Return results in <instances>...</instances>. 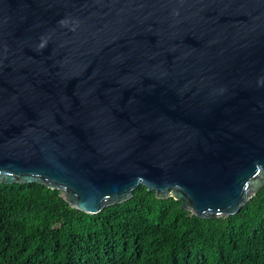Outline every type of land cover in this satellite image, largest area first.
I'll return each mask as SVG.
<instances>
[{
  "label": "water",
  "instance_id": "95a60500",
  "mask_svg": "<svg viewBox=\"0 0 264 264\" xmlns=\"http://www.w3.org/2000/svg\"><path fill=\"white\" fill-rule=\"evenodd\" d=\"M0 184L236 215L264 187V0H0Z\"/></svg>",
  "mask_w": 264,
  "mask_h": 264
},
{
  "label": "trees",
  "instance_id": "16d2710c",
  "mask_svg": "<svg viewBox=\"0 0 264 264\" xmlns=\"http://www.w3.org/2000/svg\"><path fill=\"white\" fill-rule=\"evenodd\" d=\"M0 264H264V187L236 215L201 219L143 185L91 215L58 190L0 184Z\"/></svg>",
  "mask_w": 264,
  "mask_h": 264
}]
</instances>
